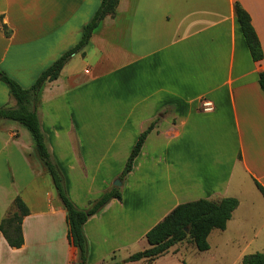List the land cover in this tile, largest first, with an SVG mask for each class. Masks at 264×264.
<instances>
[{
	"label": "crops",
	"instance_id": "crops-1",
	"mask_svg": "<svg viewBox=\"0 0 264 264\" xmlns=\"http://www.w3.org/2000/svg\"><path fill=\"white\" fill-rule=\"evenodd\" d=\"M100 2L0 0L8 33L0 30V71L29 88L79 42ZM235 3L258 37V62ZM263 71L264 0H118L114 15L38 94L48 152L77 209L116 188L139 135L153 124L116 188L121 199L83 225L86 264L142 263L125 260L148 248L146 233L176 206L200 199L238 201L225 230L208 236L218 232L215 248H229L237 264L264 253V195L256 187L264 189ZM15 104L0 82V107ZM16 197L28 209L23 245L11 248L0 232V264H76L65 210L29 133L0 121V222Z\"/></svg>",
	"mask_w": 264,
	"mask_h": 264
},
{
	"label": "trees",
	"instance_id": "trees-1",
	"mask_svg": "<svg viewBox=\"0 0 264 264\" xmlns=\"http://www.w3.org/2000/svg\"><path fill=\"white\" fill-rule=\"evenodd\" d=\"M117 5L118 0H101L93 17L83 26L79 42L41 72L29 88H22L16 81L0 71V82L7 87L10 97L16 103L14 108L0 107V121L17 123L29 133L35 152L50 176L56 194L65 210L67 239L78 253L76 264H86L88 256V245L83 233V225L110 200H120L121 196L118 189L112 188L99 199L91 202L85 210L77 209L73 205L65 189L63 174L52 160L41 131L37 114L38 94L45 82L56 80L70 58L87 46L93 31L105 17L114 15ZM234 13L252 60L260 61L263 58V53L248 13L237 3L234 4ZM3 31L6 35L8 34L4 26ZM258 84L261 90H264V71L258 75ZM152 129L153 124L139 135L120 175V181L131 172L133 162ZM256 187L264 195V189L257 183ZM237 206L238 201L235 198H223L218 201L200 199L180 204L146 233L145 239L148 248L130 255L125 262L143 261L146 264H151L157 258L166 255L171 248L185 241L190 242L198 252H206L209 250V234L213 230H225L226 224ZM27 215L26 205L19 197H16L11 210L0 222V232L11 248L18 249L23 245L21 224ZM186 229L187 231H185ZM241 264H264V253L245 255Z\"/></svg>",
	"mask_w": 264,
	"mask_h": 264
},
{
	"label": "rangeland",
	"instance_id": "rangeland-1",
	"mask_svg": "<svg viewBox=\"0 0 264 264\" xmlns=\"http://www.w3.org/2000/svg\"><path fill=\"white\" fill-rule=\"evenodd\" d=\"M3 26L4 25H2L0 21L1 31H3ZM116 181H114V183H116ZM115 187L119 188L118 184L115 185ZM217 235L218 232H214L208 240V244L211 248L210 251L198 252L190 242L185 241L172 250H169L166 255L157 258L152 264H237L234 262V255L230 252L229 248L224 249L220 246L215 248V243L218 240ZM139 264L146 263L142 262Z\"/></svg>",
	"mask_w": 264,
	"mask_h": 264
},
{
	"label": "built area",
	"instance_id": "built-area-1",
	"mask_svg": "<svg viewBox=\"0 0 264 264\" xmlns=\"http://www.w3.org/2000/svg\"><path fill=\"white\" fill-rule=\"evenodd\" d=\"M203 110L208 111L211 110V106L208 103L203 104Z\"/></svg>",
	"mask_w": 264,
	"mask_h": 264
},
{
	"label": "water",
	"instance_id": "water-1",
	"mask_svg": "<svg viewBox=\"0 0 264 264\" xmlns=\"http://www.w3.org/2000/svg\"><path fill=\"white\" fill-rule=\"evenodd\" d=\"M117 184H118V186L121 185V183H120L119 181H116V183H114L113 185L115 186V185H117ZM185 231H187V229H186Z\"/></svg>",
	"mask_w": 264,
	"mask_h": 264
}]
</instances>
